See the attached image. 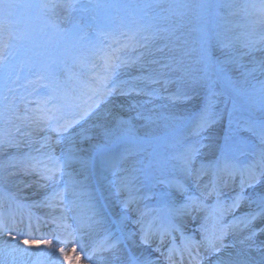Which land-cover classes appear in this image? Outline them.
<instances>
[{"label": "snow or ice", "instance_id": "snow-or-ice-1", "mask_svg": "<svg viewBox=\"0 0 264 264\" xmlns=\"http://www.w3.org/2000/svg\"><path fill=\"white\" fill-rule=\"evenodd\" d=\"M91 7L101 5L91 3ZM108 7L125 10L127 22L123 18L118 22L112 17L89 18L102 25L93 37L84 32L83 14L90 7L83 0H0V67L7 62L11 40L31 38L29 31L19 29L21 17L30 27L29 13L45 23L52 16L66 13L72 26L53 25L56 33L64 40L86 41L98 61L77 58L89 69L90 78L73 74L72 87L55 75L52 65H40L35 79L27 81L26 87L32 90L19 97L24 105L22 112L17 97L10 98L0 89V120L8 123L15 117L23 124L16 126L15 136L7 130L0 132V155L11 160L7 150L27 143L30 150L11 167L35 175L43 181L41 188L51 190L28 206H47L53 212L60 208L61 214L52 215V219L62 222L67 218L65 213L79 206L81 190L94 182L90 214L83 222L77 216L76 231L91 229L107 219L112 201L105 192L117 198L121 223L129 222L132 215L136 217L130 222L137 230H121L108 245L112 250L110 264H159V257L166 264H184V252L187 264H264V79L257 78V74L264 76V0H248L245 4L237 0H127ZM237 9L253 10L249 15L254 18L246 31L237 32L241 26L230 19L237 15ZM73 13L81 15L73 20ZM99 37L110 43H98ZM258 52L262 53L259 57ZM246 57L253 67L245 65ZM152 64L158 65V70L148 68ZM173 84L176 90L170 92ZM149 85L161 88L148 90ZM7 92L13 93V89L8 87ZM161 92L162 98L174 104L188 103L202 94V103L193 113L172 117L179 124L170 133L152 137L163 142L164 152L149 154L140 167H122L135 151L133 143L141 138L130 120L113 110L115 105L106 106L113 96L148 98L130 102L129 107L135 108L161 98ZM224 113L228 125L206 156L204 151L210 148L205 143L210 139L207 134ZM94 116L102 122L93 125L95 133L88 134L91 130L84 129L83 124ZM137 117L144 118L140 112ZM33 144L39 147L32 148ZM58 145H62L59 156ZM33 151L37 155H32ZM237 154L250 156L251 163L236 162ZM73 165L78 167L66 172ZM14 174L0 176V183ZM108 174L116 179L105 186ZM65 175L71 179L64 180ZM142 186L149 192L162 186L156 194L164 201L163 208L156 209L164 213L163 217L147 225L144 218L151 210L146 205L140 207ZM230 186H235L232 195L225 198L224 189ZM68 196L73 199L68 200ZM209 199L215 202L206 203ZM201 212L207 215H199ZM226 216L231 219L226 221ZM28 219L26 228L31 234V215ZM185 219L194 225L191 235H185ZM9 228L6 219L0 217V232ZM176 232L182 244L187 242L180 249L179 260L175 256L177 248L171 246L175 245ZM12 240L15 243H6L0 252L31 255L29 249L39 247L35 240L24 239L26 248L19 247L16 236ZM43 243L52 246L51 241ZM136 248L141 251H134ZM60 253L65 261L70 259L63 248Z\"/></svg>", "mask_w": 264, "mask_h": 264}, {"label": "rangeland", "instance_id": "rangeland-1", "mask_svg": "<svg viewBox=\"0 0 264 264\" xmlns=\"http://www.w3.org/2000/svg\"><path fill=\"white\" fill-rule=\"evenodd\" d=\"M83 2L90 7V11L83 14L84 23L86 25L84 32L91 34L93 37H96L97 28L102 27V25H99L95 21L90 22L89 18L95 17L97 20H103L105 17H112L117 22L123 18L125 22H127L128 14L125 10L108 7V5L126 3L127 0H91V3L98 2L101 5L99 8H92L90 0H83ZM247 2L248 0H237V3L239 4H245ZM157 11L159 10L157 9ZM236 11L237 15L230 17V19L241 26L237 29V32L248 30L247 25L249 24L250 19L254 18L250 16L249 13L253 10L237 9ZM29 15H31V20L28 22L30 23V27L26 24L25 18L21 17L19 29L21 31H29L31 38L11 40L12 47L8 49L7 62L3 67H0V89L3 90V94L8 95L10 98L12 95L17 97L16 102L20 110H22L24 105L19 97L26 96L27 92L32 90L31 86L26 87L27 81L35 79L40 65H52L55 75L60 80L66 81L69 87H72L74 82L71 77L73 74H80L82 77H87L85 76L84 71H87L88 68L82 67L81 64L77 62V58H87L90 60L88 57L92 56L94 61V56L86 41L75 42L74 40H64L56 33L53 25L59 24L61 28H71L72 25L69 22V19L66 18V13H61L59 17H50L47 23L37 19L34 13H29ZM80 15V13H73L71 19H77ZM112 27L115 28L116 24H113ZM194 36L195 34L193 33L192 38H194ZM103 39V37H99L97 42L103 43ZM46 41L47 43H45ZM105 42L108 43V41ZM160 43L162 44L164 41H160ZM87 51L88 53H86ZM156 55L157 57H160L161 54L157 53ZM260 55H262V53H256L257 57ZM244 63L248 68L253 67L247 57L245 58ZM148 68L158 70V65H148ZM243 70L244 69H241V71ZM121 78L127 77L122 75ZM257 78L264 79V76H259L257 74ZM251 82L254 83V81ZM8 87L13 89V93L7 92ZM176 87L177 85L175 84L170 85L169 91H175ZM152 88H161V86H148V90H151ZM39 91L43 92V87H40ZM163 95V92H161V98L153 99L152 103H141L135 108H130L129 103L134 101L143 102L148 98L142 95L131 97L114 96L112 98L115 100V103L123 105V109L127 112V116L130 119L139 122V125L136 127L135 125H132L136 130L137 136L140 137L141 140L133 143L135 151L133 155L128 158L129 160H132V165H135L136 167L142 166L149 154L154 151H165L163 142L154 140L152 137H163L170 133L179 124V120L172 119V117H182L189 113H193L202 103V94L195 95V97L188 103L175 104L166 98H162ZM111 105L112 104L109 103L106 107L110 108ZM220 107L223 109V105ZM137 112L142 113L144 118L137 117ZM12 119H15V117ZM93 125V123H84L83 128L92 131V128H94ZM227 125L228 115L227 113H224V117L220 123H218L215 128L207 134L210 139L205 141V143H208L213 147L214 143L219 141V138ZM5 126L6 123L3 120H0V132L6 130L3 129ZM36 147H39V145H32V148ZM26 148L28 151L30 150L29 146H26ZM32 155L35 156L37 153L33 151ZM237 157L240 158L242 156H238L237 154ZM4 161L7 162L4 158L0 159V164ZM0 264H16V262L13 261L11 255L5 252H0Z\"/></svg>", "mask_w": 264, "mask_h": 264}, {"label": "bare ground", "instance_id": "bare-ground-1", "mask_svg": "<svg viewBox=\"0 0 264 264\" xmlns=\"http://www.w3.org/2000/svg\"><path fill=\"white\" fill-rule=\"evenodd\" d=\"M110 103L112 104L110 106V108H112V106L115 105V108L113 110L118 112V114L120 116H122L124 119L130 120L131 124L135 125V127L137 125H139V122L137 120H132L127 116V112L124 111L123 107H121V105L119 103H115V100H113V99L110 101ZM22 111H23V107H22L21 112ZM101 122H102V119H99L96 116H94L87 123H89V124L93 123L94 125H96V124H99ZM17 125H19L20 127H23V124L21 121L16 120V119H12L10 122L6 123V126L3 129L10 131L15 136ZM96 131H97L96 128H92V131H90L88 134H93ZM17 139H21V137H17ZM33 145L38 146V144H33ZM26 146H28L27 143H21L19 149H8L7 154L9 156L13 157V159H11V160L6 159L4 155H0V159L4 158L7 161V162L4 161L0 164L1 165L0 166V176H4V175H6V173H9V172L15 173L14 175H8L7 179L3 183H0V185L2 186V188H4V190L7 192V194H9L11 196L10 197L11 202L14 203L13 200H17L18 198H20V199L26 201L28 203V205H31L33 201L40 200L46 193H49L51 190L41 188L40 184H42L43 181H39L35 175H30V174L26 175L23 171H17L15 168L11 167V165H13V164L18 165L19 164V158L28 152V149L26 148ZM60 147H62V145H58L56 147V155L57 156L60 154ZM211 148L212 147L210 146L209 149H206L204 151V154L210 155ZM131 166H133L132 160H129V159L122 165V167H131ZM75 167H78V165L70 166V167H68V170L70 172H73V169ZM68 170H66V172L70 173ZM63 179L69 180V176L65 175ZM110 179H111V176L108 174L107 179L103 181V184L105 186H107L108 181ZM28 185H31V186H28ZM93 186H95L94 182H93ZM60 187H61V185H60ZM86 188H84V189H86ZM147 192H149V190L146 187V190L143 189V191L140 194L142 196H145L144 194ZM1 194H3V193H1ZM104 195L109 197L112 201L111 205H109V209L106 213V216L109 215L110 218L115 220L116 224L119 223V226L121 228L125 227V228H128V230L134 231L133 229L136 228V226L130 222V221L135 219L134 215L129 217V222H126V224L121 223L119 215H117V213L120 211L119 205L117 202V198L115 196H111V194L109 192H105ZM147 197H149V196H147ZM70 198H72V197L71 196L67 197L68 200ZM121 198H123V197H121ZM147 199L150 200V197ZM7 202H8L7 200L0 199V204H6ZM141 203H143V200L141 201ZM141 203H140V206H141ZM32 208L34 209V211L36 213L42 214L45 218H50V221H52L51 223H49L48 219H46L49 224L53 223V226L55 225L59 228H62V231L65 232L64 235L66 237L67 242L62 243V242L57 240V237L62 239V234H60L58 236H55L54 239H52V241H51L52 246L47 247L43 243V240H41L42 238H45L47 236L46 231L38 233V232H35L34 230H32L31 234H29L27 231V228L26 229L24 228L25 226H21V228H23V229H20L19 226L12 224V225H9L10 226L9 231L11 232V235H9V231L0 232V249H3L5 247L6 243L8 245L14 244L15 242L12 240V236H16V241L20 242L19 247H21V248L27 247L26 245H24L22 243V241L24 239H28L30 241L35 240V241L39 242L38 248L32 247L29 249V252L32 253L31 255H28V254L21 255V253L18 251L11 254V258L13 259L14 262H16V264H89V263H87L86 260H84L82 258L84 248L81 247V245H79V242H81L79 239L80 237L78 238V236H74L73 234L70 236L66 232L70 229L72 231H76V229L78 228L77 215L74 212V210L65 213L67 218L64 221L59 222V223H54L53 219H52V215L59 216L61 214L60 208H56L54 212L51 208H49L47 206H39V207H32ZM86 211H87V214L90 213V209H88ZM120 214L123 215V213H120ZM30 215L34 216L32 214H30ZM204 215H206V213H204ZM0 217L5 218L7 222L10 220V218L7 216L5 217V216L0 215ZM144 219H146V218H144ZM24 224L26 225V223H24ZM65 224L68 227L65 228L63 226ZM87 230H88V234L86 235L85 238H90L91 242H94V244L98 245V242H96L98 237H96L95 233H94V231H96L97 228H94V229L91 228V229H87ZM122 230H125V229H122ZM84 231H86V229H81L80 231H78L79 236H80V233H82ZM18 232H24L25 234L24 235H17ZM90 241H88V242H90ZM72 242H74V243L71 245ZM84 243H86L85 240H84ZM99 246H101V245H99ZM61 248H63L64 252L68 254V256L70 258L68 261H65L64 256L61 255V253H60ZM73 248H75V250H76L75 252L72 251ZM98 249L99 248H97L95 250H98ZM99 251H101V250H99ZM136 251H138V250H136ZM5 253H7V252L5 251ZM42 253H44V254H42ZM48 253H50V254H48ZM109 255H110V257H109ZM111 255H112V251L110 253L104 254L103 259L100 260L99 262L92 261L91 263L92 264H108V261H109V264H110Z\"/></svg>", "mask_w": 264, "mask_h": 264}]
</instances>
